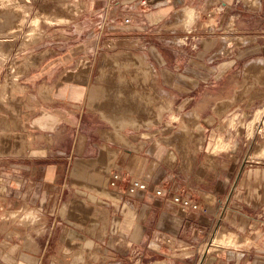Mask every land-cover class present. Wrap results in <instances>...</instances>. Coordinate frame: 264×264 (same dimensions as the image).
<instances>
[{"label": "crops", "instance_id": "crops-1", "mask_svg": "<svg viewBox=\"0 0 264 264\" xmlns=\"http://www.w3.org/2000/svg\"><path fill=\"white\" fill-rule=\"evenodd\" d=\"M139 1H112L93 29L59 28L18 94L5 98L0 84V264H264V0ZM183 10L199 18L185 31L187 52L169 40L183 31L168 29ZM111 35L148 46L160 72L186 61V100L200 86L203 103L193 140L174 143L167 121L137 135L142 150L119 129L97 131L87 76L75 82L70 70ZM113 171L124 177L117 188ZM127 180L147 189L128 193ZM211 237L224 249L204 258Z\"/></svg>", "mask_w": 264, "mask_h": 264}, {"label": "rangeland", "instance_id": "rangeland-1", "mask_svg": "<svg viewBox=\"0 0 264 264\" xmlns=\"http://www.w3.org/2000/svg\"><path fill=\"white\" fill-rule=\"evenodd\" d=\"M112 1L116 0H30L29 3L22 2V4H20L21 6L17 4L19 8L9 7L2 4L0 6V13L3 14L11 11L13 14H18L23 18V25L21 27L18 25V20L13 23H8L9 20L6 18H0V28H2L0 29V41L2 39L7 41L11 40L9 42H0V84H2L3 96L8 98L10 94L16 95L19 93L17 88L20 80L49 54V50H46L48 48L46 43L50 42V39L55 36L56 30L59 28H68L71 29V31H86L101 26L103 21L102 16L105 11L102 10L108 6L115 8V4L112 3ZM147 5L148 4H139L137 9L147 8ZM128 13L129 12L122 13V15H120L121 20H117L120 25L121 23L124 25L131 23V18ZM181 14L183 15L181 16ZM34 19H37V22L33 23ZM125 19L129 22L125 23ZM175 19V21L169 23L168 29H172V31L182 29L183 31L176 32V37L173 40H169L174 41V45L177 49L187 52V50L189 51L190 35L186 34L185 31H190L188 25H195L199 18L195 19L192 11L183 10L176 14ZM12 24L15 27H13ZM7 27L14 28L16 32L6 35L3 33V30ZM185 36H187L188 39H185ZM103 40L104 43L101 49L94 53L93 56L91 55L89 60L80 61V63H76L75 65L73 64L74 67L70 70L71 75H73V81H75V79L76 81L80 80L83 75L87 76V86H84L87 90L84 108L91 114V118L95 122L97 131L100 133L103 130L111 129L112 127L114 129H119L118 132L132 142H129L130 148H134L135 150L140 149V147L136 148L137 146H133V141L137 138V135L139 136L142 132L151 128H159L165 123V121H167L175 128L172 134L175 133L174 140L178 143L187 144L189 141L193 140L196 132L192 134L191 131L194 130V128H200L197 122V113H199V106L203 103L199 102L198 93L201 90L200 86L193 90L197 95L192 96L191 100H186V97L189 98V88L188 85L184 84L185 78H183L182 70H180V68L183 67L182 63L186 61L178 58L180 61L175 65L174 70L176 75H172V72H170L171 74L169 75L165 71L160 72V70H157L151 63L150 59L145 57V55H147L146 48H148V46L145 45L142 47L141 45L143 44L140 43V40L128 37V35H122L119 37L112 35L109 37L105 36ZM164 40H168V38H165ZM122 55H129L132 58L141 59L145 65L154 69V77L150 79V81L145 80L140 83L138 79L135 80V90L138 89V91L145 94L148 93L149 90H153V96L156 95L150 103V109H148L145 104L143 105L141 103V109L138 113H131V118L138 120V123L144 122L137 129L133 128L131 121H129L128 125L124 124L122 127H117V125L121 126L124 123V120L121 118V113L109 112V110L111 111L115 105V102L108 98V94H106L107 92H104L105 88L110 84L105 81H99L103 60H108V62H110V64L106 66L107 73H114L117 75L119 70L123 73L126 72L123 70L122 63L119 64V67L115 66V63L119 61V58H121ZM133 74H137V72L133 70L127 77L130 78ZM172 76H174L173 78L176 77L180 83L172 82ZM139 77H141V75H138L137 78ZM257 77L263 78L261 74L256 75L253 80H257ZM183 80L184 82H181ZM111 86H113L114 89L118 88V84L115 82H113ZM208 91L212 92L213 88H209ZM260 94H262L261 91H256V96H259ZM108 102H110L109 109L106 108L109 105ZM191 112L192 114H190ZM254 132L255 127L249 129L247 137L248 142H251V138L255 136ZM196 139L194 138V140ZM168 140L170 141V139H165V137L160 138L161 142H167ZM176 141H174V143ZM199 145L200 144L197 143L192 148V155L194 153V148L196 149ZM182 147H184V145H182ZM179 151L184 159L191 154V151L189 152V150L186 151L185 154H183L184 150L181 151L180 149ZM189 158L191 157L189 156ZM192 172L195 175L201 174L199 170ZM216 243L220 244L219 241Z\"/></svg>", "mask_w": 264, "mask_h": 264}, {"label": "bare ground", "instance_id": "bare-ground-1", "mask_svg": "<svg viewBox=\"0 0 264 264\" xmlns=\"http://www.w3.org/2000/svg\"><path fill=\"white\" fill-rule=\"evenodd\" d=\"M29 1L30 0H0V6L3 4L5 6L15 7L16 8V7H18V5L22 4V2L29 3ZM48 11H50V10H48ZM15 13H16V11H15ZM17 15H15L11 11H9V12L3 13V14L0 13V18H6L7 20H9L8 23H11V22L13 23L14 21H17L18 20V22H19L18 25H20V27H21L23 25V18H21L19 15L18 16ZM182 15L183 14H181V16ZM35 22H37V19H34L33 20V23H35ZM12 26H13V24H12ZM13 27H15V26H13ZM0 29H2V28H0ZM3 31L2 32L5 33L6 35L7 34H13V33L16 32V30L14 28H12V27H9V28L7 27ZM17 31H18V29H17ZM9 41H11V40H8L7 41V40L2 39L0 42H9ZM102 63L103 64H101L102 65V68L100 69L99 81L100 82H102V81L104 82L105 81V82H107V83L110 84L109 86H107V88H105V91L104 92H107L106 94H108V98L109 99H112L115 102V105H114L115 108L113 107L111 109V111L109 110V112L110 113H121V116H122L121 118H123V120H124L123 122L124 123L121 126L120 125L118 126L117 125L118 122L115 120L116 123H117L116 124L117 127H122L124 124L125 125H128L129 124V121H131V125L133 126V128L137 129L144 122L138 123L139 122L138 120H135V119L131 118V116H130L131 113H138V111L141 109V106H140L141 103L143 105L145 104V106L148 109H150L151 108V104L150 103L154 99L153 97H156V95L153 96V93H154L153 90H149V92L146 93V94L145 93H141L140 91H138V89L135 90V88H134V86H136L135 80L138 79L140 83L144 82L145 80H147V81L149 80L150 81V79H152L154 77L153 76V70L154 69L149 68L147 65H145L144 62H143V60L132 58L129 55H122L121 58H119V61L117 63H115V66L116 67H119V64L120 63L123 64V70L126 71L124 73L121 72L120 70L118 71L117 69H116L118 71L117 72V75H115L114 73H107V71H106V68L107 67L106 66L108 64H110V62H108V60H103ZM133 70L135 72H137V74H133L130 78H128L127 76H129L130 72H132ZM138 75L139 76L141 75V77L137 78ZM113 82H115L116 84H118V88L117 89L116 88L114 89V87L111 86ZM116 87H117V85H116ZM108 104L109 105L106 107L107 109L110 108V102H108ZM114 116H117V115H114ZM144 125H147V124H144ZM108 137H109V139H111V137H116V135L110 133V134H107V137L106 138H108ZM174 141H176V140H174ZM171 142H172V140H171ZM128 146H130V145H128ZM112 154H114V153H112ZM188 159H189V157H188Z\"/></svg>", "mask_w": 264, "mask_h": 264}, {"label": "built area", "instance_id": "built-area-1", "mask_svg": "<svg viewBox=\"0 0 264 264\" xmlns=\"http://www.w3.org/2000/svg\"><path fill=\"white\" fill-rule=\"evenodd\" d=\"M139 4L141 5H146L148 4L146 0H140ZM210 16V13H209ZM129 22L128 20L125 19V23ZM142 145V144H141ZM139 145V147L141 148V150L143 149V145L141 146ZM124 177L121 171H113L112 173H110V177H109V185L111 188H117L118 184L123 183ZM124 188V187H123ZM125 189L128 193H134L135 191H144L147 189V185L141 181L138 180H127L126 181V185H125ZM163 192V187L162 186H158V188H156L154 190V194L157 196L162 195ZM172 200L174 202H178L179 198L178 197H173ZM188 201H184L182 203V205L184 206H188ZM193 208H196V206H193ZM213 237L210 238V240L206 243V245L204 246L203 249V256L204 258L209 257L210 255L212 256L215 252H218L222 249H224L221 245H219L218 243H213L212 242ZM219 264H227L224 261H219Z\"/></svg>", "mask_w": 264, "mask_h": 264}]
</instances>
